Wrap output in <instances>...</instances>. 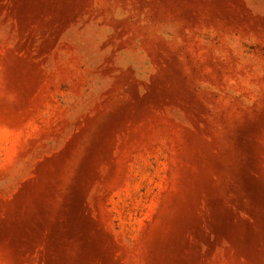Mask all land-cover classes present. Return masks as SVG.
Listing matches in <instances>:
<instances>
[{"label":"rangeland","instance_id":"rangeland-1","mask_svg":"<svg viewBox=\"0 0 264 264\" xmlns=\"http://www.w3.org/2000/svg\"><path fill=\"white\" fill-rule=\"evenodd\" d=\"M0 264H264V0H0Z\"/></svg>","mask_w":264,"mask_h":264}]
</instances>
